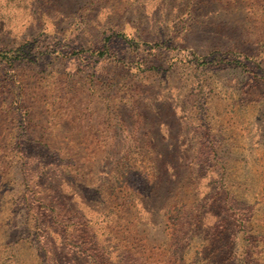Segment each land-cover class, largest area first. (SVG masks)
<instances>
[{
  "label": "rangeland",
  "instance_id": "374dc122",
  "mask_svg": "<svg viewBox=\"0 0 264 264\" xmlns=\"http://www.w3.org/2000/svg\"><path fill=\"white\" fill-rule=\"evenodd\" d=\"M67 251L264 264V0H0V264Z\"/></svg>",
  "mask_w": 264,
  "mask_h": 264
},
{
  "label": "trees",
  "instance_id": "16d2710c",
  "mask_svg": "<svg viewBox=\"0 0 264 264\" xmlns=\"http://www.w3.org/2000/svg\"><path fill=\"white\" fill-rule=\"evenodd\" d=\"M125 104H123V106L119 105V113L118 115H120V119L123 123H127L128 122V118L131 117L132 115V110H131V104L130 102H124ZM127 103V104H126ZM72 253V251H67L66 252V256L64 257H54L53 260L59 264H64L63 261H68V259H71L70 254ZM63 260V261H62ZM82 263V262H81Z\"/></svg>",
  "mask_w": 264,
  "mask_h": 264
}]
</instances>
